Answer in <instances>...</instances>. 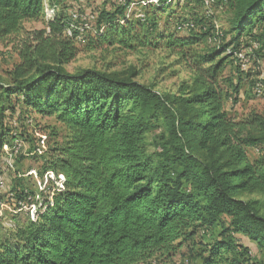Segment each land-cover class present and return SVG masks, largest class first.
<instances>
[{"label": "trees", "instance_id": "1", "mask_svg": "<svg viewBox=\"0 0 264 264\" xmlns=\"http://www.w3.org/2000/svg\"><path fill=\"white\" fill-rule=\"evenodd\" d=\"M71 1L78 0H0V40L17 34L23 22L43 19L46 8L57 12L45 29L22 41L10 82L0 79V120L4 108L21 113L22 107L26 115L54 118L66 132L59 146L44 153L39 173L62 176V189L56 187L51 201L44 198L34 219L20 218L36 203L30 190L15 181L6 193L12 227L0 224V264H160L198 231L217 228L218 238L200 264H249L250 249L237 237L264 251V114L236 120L225 104L232 97L236 102L242 80L264 89V75L260 79L259 72L242 69L236 57L252 43L258 48L249 61L258 67L264 57V0H187L228 9L229 30L218 28L216 44L208 42L217 31L209 11L178 19L166 0L147 6L152 18L137 21V35L126 18L132 0L90 13L95 42L111 47L128 48L137 40L157 49L169 29L183 31L189 24L185 31L200 30L199 37L168 44L182 49L206 40L212 47L191 57L180 52L192 77L175 95L139 84L133 73L68 72L77 54L75 39L90 34H65ZM166 10L173 20L160 25ZM154 35L150 42L140 40ZM228 62L237 79L225 96L219 80ZM152 132L159 138L148 153L145 138ZM19 136L20 142H31ZM17 140L0 129V150L6 146L20 154ZM193 262L189 257L185 264Z\"/></svg>", "mask_w": 264, "mask_h": 264}, {"label": "rangeland", "instance_id": "2", "mask_svg": "<svg viewBox=\"0 0 264 264\" xmlns=\"http://www.w3.org/2000/svg\"><path fill=\"white\" fill-rule=\"evenodd\" d=\"M117 0H78L68 3V15L78 12L80 19L90 17V13H97L101 9H110L113 2ZM159 0H132V3L127 9L126 18L134 25V35H137V21L144 24L146 19H151V8ZM167 8H171L176 13L178 19L192 20V15L197 18L209 14L216 22V26L223 32H228V19L230 18L228 9H219L216 6H202L201 4H188L187 0H166ZM156 6V5H155ZM161 7V6H159ZM166 8V9H167ZM56 11L45 9V16L37 22H23L20 31L4 40H0V79L4 83L10 82V72L13 67L19 63L18 53L21 49L22 41L27 38V35L32 32L43 30L46 28L47 21L56 15ZM192 13V14H191ZM172 17H168V10L159 19V24L170 23ZM93 21L90 23L93 29ZM144 36L145 27L142 28ZM104 31V28H103ZM197 28L191 31H177L175 28L169 29L163 34L161 45L159 48H151L145 44L143 47L137 45V40L130 43V47L116 44L114 46L99 45L93 38V30L90 34L82 35L81 39H75V47L77 54L67 66L66 70L70 73L80 70H96L109 73H119L127 75L133 73L134 81L141 85L150 86L155 91L162 94L178 93L182 83H189L192 77L186 63L180 58V52H184L186 56L207 53L212 50L211 45L206 40H201L199 44L182 49L169 46V43H175L177 39H190L199 37ZM103 33V32H102ZM67 34V33H65ZM155 35H157L155 33ZM142 38L140 40L151 41L156 36ZM174 35V36H171ZM137 37V36H136ZM139 40V41H140ZM190 60V59H189ZM250 67L251 71L259 72L260 79L264 75V57L258 62V67H255L251 61L247 62L246 66ZM235 65L228 62L219 80L223 94L230 95L232 92L231 83H235L236 77ZM252 80H242L240 83V92L236 96V102L232 96L230 101L225 104V109L228 111L231 118L240 120L248 117L250 114H264V89L261 94L256 95L254 89L250 85ZM15 104V103H14ZM6 107V106H4ZM21 107V106H20ZM3 119L0 120V129L5 133L16 137L18 140L14 142L15 148L20 154L15 155L10 153V149L4 146L0 150V183L2 189L0 193V224L4 229L12 227V210L7 203L6 193L9 192L12 185L18 183L19 187L30 190L34 195V207L30 211V215L24 213L20 217L21 220H26L31 216L34 218V212L38 205L46 198L51 201L52 195L57 189H61L58 180L52 173H45L42 178L39 173L44 164V153L49 147L59 146L66 136L63 127L58 124L54 118L40 117L36 114L26 115L24 109L22 112L18 110L12 112L4 108ZM2 121V122H1ZM28 137L31 140L29 143L20 142V136ZM7 141L9 137H7ZM159 133L152 132L146 135L145 145L148 153H152L156 149ZM26 139V138H25ZM13 144V145H14ZM33 148V149H32ZM250 157H256L251 151L248 152ZM51 174V175H50ZM50 177H53L51 180ZM58 179V180H57ZM16 181V183H15ZM45 198V199H44ZM220 230L214 229L211 233L205 234L201 230L187 243L183 244L182 248L173 255L172 258L161 261L160 264H185V261L191 257L193 264H200V257L206 255V249L211 243L218 238ZM238 241L249 247L251 252V260L249 264H264V251L257 252L253 243L247 242L243 237L238 236Z\"/></svg>", "mask_w": 264, "mask_h": 264}, {"label": "built area", "instance_id": "3", "mask_svg": "<svg viewBox=\"0 0 264 264\" xmlns=\"http://www.w3.org/2000/svg\"><path fill=\"white\" fill-rule=\"evenodd\" d=\"M118 1V3H122L123 2V0H117ZM206 4H208V2H206ZM70 18H71V20H72V22L69 24V26H68V29H67V36H69V37H71V31L72 30H75V31H78V32H80V34H82L83 32H86V31H91L92 30V28H91V26H90V23H91V21L93 20V16L91 15L90 17H85L84 19H80V17H79V15H78V13H71L70 14ZM80 22V23H78V24H75L74 22ZM78 25V26H77ZM189 27H191V25H189V24H184V25H182L181 27H180V29L179 30H183V31H185L186 29H188ZM216 33H215V37H213V38H210L209 40H208V42L209 43H212V44H216V43H218V39H219V37H220V33L218 32V27L216 26ZM102 32H103V28L102 29H100V31H99V35H101L102 34ZM77 38L80 40V35H78L77 36ZM258 48V46H257V44H255V43H252L248 48H246V49H243L236 57L238 58V59H240L241 60V63H242V69H246V64H247V62H249V59H250V56H248V55H251V53L253 52V51H255L256 49ZM254 92H255V94L256 95H259V94H261V87L259 86V85H257L256 86V88L254 89ZM51 175V174H50ZM59 177V180H58V183H59V186L61 187V189H62V183H63V177L62 176H58ZM51 178V180H53V177H50ZM1 189H2V183H0V193H1ZM1 202V201H0ZM20 206H21V210H26V207H25V205L24 204H20ZM34 207V204H31V205H29V207H28V210H29V215H30V211H31V209ZM18 211H20V210H18ZM35 213V212H34ZM32 215H34V214H32ZM34 218H33V216H31V220H33Z\"/></svg>", "mask_w": 264, "mask_h": 264}]
</instances>
